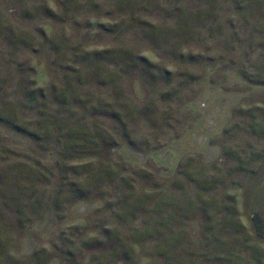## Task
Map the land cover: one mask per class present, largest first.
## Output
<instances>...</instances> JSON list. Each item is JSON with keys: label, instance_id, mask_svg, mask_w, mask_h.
Returning a JSON list of instances; mask_svg holds the SVG:
<instances>
[{"label": "rangeland", "instance_id": "obj_1", "mask_svg": "<svg viewBox=\"0 0 264 264\" xmlns=\"http://www.w3.org/2000/svg\"><path fill=\"white\" fill-rule=\"evenodd\" d=\"M0 264H264V0H0Z\"/></svg>", "mask_w": 264, "mask_h": 264}]
</instances>
